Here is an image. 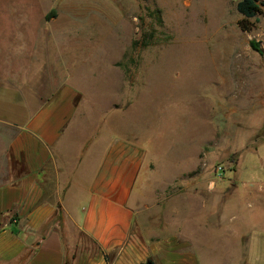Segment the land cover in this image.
Here are the masks:
<instances>
[{"label": "rangeland", "instance_id": "obj_1", "mask_svg": "<svg viewBox=\"0 0 264 264\" xmlns=\"http://www.w3.org/2000/svg\"><path fill=\"white\" fill-rule=\"evenodd\" d=\"M240 1L0 0V156L66 86L77 138L148 151L140 220L193 237L206 220L200 264H264V8L247 19ZM204 197L210 218L192 213Z\"/></svg>", "mask_w": 264, "mask_h": 264}, {"label": "crops", "instance_id": "obj_2", "mask_svg": "<svg viewBox=\"0 0 264 264\" xmlns=\"http://www.w3.org/2000/svg\"><path fill=\"white\" fill-rule=\"evenodd\" d=\"M66 89L41 102L0 156V264H200L194 237L209 234L206 220L194 237L140 220L134 189L148 151L97 129L77 138V93ZM209 201L192 213L216 215Z\"/></svg>", "mask_w": 264, "mask_h": 264}, {"label": "trees", "instance_id": "obj_3", "mask_svg": "<svg viewBox=\"0 0 264 264\" xmlns=\"http://www.w3.org/2000/svg\"><path fill=\"white\" fill-rule=\"evenodd\" d=\"M264 1L261 0H242L237 5V10L240 14L245 16L247 19L256 17L258 14L263 13ZM49 18V17H48ZM140 43L141 46H147L148 42L144 38L142 42H136L134 45L138 46ZM253 48L259 50V45L256 42L251 43ZM146 264H155L152 259H149Z\"/></svg>", "mask_w": 264, "mask_h": 264}]
</instances>
